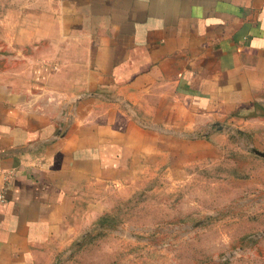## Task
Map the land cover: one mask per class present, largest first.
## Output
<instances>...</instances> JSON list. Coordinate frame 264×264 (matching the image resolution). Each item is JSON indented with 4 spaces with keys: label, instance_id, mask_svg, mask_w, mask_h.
Returning <instances> with one entry per match:
<instances>
[{
    "label": "crops",
    "instance_id": "obj_1",
    "mask_svg": "<svg viewBox=\"0 0 264 264\" xmlns=\"http://www.w3.org/2000/svg\"><path fill=\"white\" fill-rule=\"evenodd\" d=\"M48 31L34 90L0 108V264H30L90 177L218 148L166 132L264 134V0H61Z\"/></svg>",
    "mask_w": 264,
    "mask_h": 264
},
{
    "label": "rangeland",
    "instance_id": "obj_2",
    "mask_svg": "<svg viewBox=\"0 0 264 264\" xmlns=\"http://www.w3.org/2000/svg\"><path fill=\"white\" fill-rule=\"evenodd\" d=\"M60 1L0 0V108L33 89ZM200 125L161 136L218 129L214 156L152 149L127 176L90 177L66 220L32 244L30 264H264V134Z\"/></svg>",
    "mask_w": 264,
    "mask_h": 264
},
{
    "label": "built area",
    "instance_id": "obj_3",
    "mask_svg": "<svg viewBox=\"0 0 264 264\" xmlns=\"http://www.w3.org/2000/svg\"><path fill=\"white\" fill-rule=\"evenodd\" d=\"M4 200V193H3V189L0 186V202H2Z\"/></svg>",
    "mask_w": 264,
    "mask_h": 264
}]
</instances>
